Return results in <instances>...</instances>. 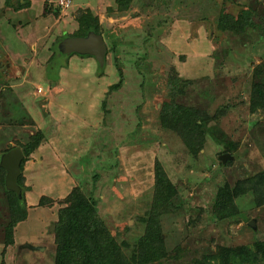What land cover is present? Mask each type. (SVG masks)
<instances>
[{
  "label": "rangeland",
  "instance_id": "374dc122",
  "mask_svg": "<svg viewBox=\"0 0 264 264\" xmlns=\"http://www.w3.org/2000/svg\"><path fill=\"white\" fill-rule=\"evenodd\" d=\"M242 9L251 24L216 28L222 11ZM90 30L106 43L104 64L55 52ZM0 55V161L16 147L23 155L19 191L0 165V264H55L59 211L75 196L95 200L91 227L128 261L153 220L164 255L141 264H220L239 248L249 255L233 264H264L254 185L264 172V0H0ZM178 107L197 110L200 128L183 131L204 132L196 154L170 126ZM156 170L173 191L166 201ZM224 186L231 202L218 212Z\"/></svg>",
  "mask_w": 264,
  "mask_h": 264
},
{
  "label": "trees",
  "instance_id": "16d2710c",
  "mask_svg": "<svg viewBox=\"0 0 264 264\" xmlns=\"http://www.w3.org/2000/svg\"><path fill=\"white\" fill-rule=\"evenodd\" d=\"M11 6L16 9L18 7H22L23 4H21V2H18L17 4L12 3ZM251 15L252 14L250 10L246 9H242L237 16H233L230 13H225L222 11L219 20L216 23V28L221 31H241L243 26L247 25L248 23L251 24L248 21ZM56 44L57 43L55 42L54 48L55 52H58ZM0 60L2 59L0 58ZM1 74L2 72L0 70V77L2 76ZM258 92L263 96H259L257 94L258 96L256 95V97L259 99L260 104L264 105V102H262L264 100V90L260 89ZM163 107L164 116H170L169 110H175V107L167 101L163 103ZM167 107L168 109H166ZM177 110L178 111L174 112V116L171 118L170 126L180 129V135L187 143L191 152L193 154H196L203 144L204 132H199V134L189 139L184 135L183 131H185L186 129L200 128L199 124L197 123L198 121L196 120L197 116L195 115L197 110H193L192 108L185 109L180 107H178ZM197 125L198 127H195ZM188 132H191L192 134L191 130H189ZM42 137V131H38L35 135L31 136V141H29L30 143L28 147L24 149V152L27 153L28 150H30L27 148L32 147L30 146L31 143L32 145L38 146L39 141ZM229 148L230 147H227L226 150H229ZM21 166L22 161L20 163V167ZM156 179L157 186L159 189L157 197L160 200L166 201L167 199H169V195L173 192H168L170 191L171 185L168 179L166 178L164 172H161V170H156ZM254 185L255 189H260L258 191V196L260 198L258 202H264V172L255 175ZM215 196V210H217L218 212L225 211L226 206L229 202H231V193L228 187L224 186L219 188ZM70 202L71 203L69 206L62 208L59 211V218L62 219L64 217L65 221L64 225L61 226L62 229L60 228L57 231L56 235L58 245L55 256V264H129L130 261H132L133 263L137 262L138 264H141L149 260L160 258L164 255L161 249V247L163 246V237L161 235L162 233L160 231V227L156 224L155 221L150 220L148 222L145 235L139 240L137 250H135V248L133 249L132 255L130 256V261H128L122 256L121 253H117L113 241L107 238L101 230H95V228L91 227L93 225H96L94 224L96 221L94 217L95 200H89L75 196L72 197V201ZM226 216L228 215L224 212L219 215V218L223 219ZM85 233L86 236L84 237ZM80 235L81 243L74 244V242L77 240V237ZM94 242L102 246L99 251V255H97L96 252L93 250ZM240 249L241 248L223 255L221 257L220 264H233L232 262L235 263V261L239 260L238 257L241 258L243 254L246 256L249 255L248 251L245 252L241 251ZM100 253L102 255H100ZM99 256L100 260H98Z\"/></svg>",
  "mask_w": 264,
  "mask_h": 264
},
{
  "label": "water",
  "instance_id": "95a60500",
  "mask_svg": "<svg viewBox=\"0 0 264 264\" xmlns=\"http://www.w3.org/2000/svg\"><path fill=\"white\" fill-rule=\"evenodd\" d=\"M57 50L59 53L71 54L76 53L79 55H91L100 65L104 62V56L107 51V46L103 36L93 30L87 32L86 35H69L63 37L57 42ZM22 151L16 147L1 156L0 165L7 171L6 183L7 186L15 191H19L15 185L16 177L20 172V163L22 159ZM231 158L228 153L219 156V159L224 162L226 159ZM250 225L254 227V220H250ZM24 247L31 250H44L42 246H36L31 243H24Z\"/></svg>",
  "mask_w": 264,
  "mask_h": 264
},
{
  "label": "crops",
  "instance_id": "0c3cea01",
  "mask_svg": "<svg viewBox=\"0 0 264 264\" xmlns=\"http://www.w3.org/2000/svg\"><path fill=\"white\" fill-rule=\"evenodd\" d=\"M71 35V34H70ZM67 36H69V35H67ZM73 36H75V35H73ZM26 41H27V39H26V37L24 38ZM34 41H31V43H33ZM27 43H29V41L27 42ZM30 44V43H29ZM106 44V43H105ZM57 45V44H56ZM32 47H33V44H32ZM33 50H35V48H33ZM59 53V52H58ZM61 54H64V53H61ZM71 54H75V53H71ZM65 55H70V54H65ZM79 55V54H78ZM91 56V55H90ZM91 57H93V56H91ZM94 58V57H93ZM105 60H106V53H105V56H104V62H103V64L105 63ZM97 61V60H96ZM98 62V61H97Z\"/></svg>",
  "mask_w": 264,
  "mask_h": 264
}]
</instances>
